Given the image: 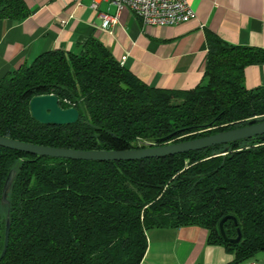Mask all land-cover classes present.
<instances>
[{"label":"trees","instance_id":"trees-1","mask_svg":"<svg viewBox=\"0 0 264 264\" xmlns=\"http://www.w3.org/2000/svg\"><path fill=\"white\" fill-rule=\"evenodd\" d=\"M31 15L25 0H0V23ZM202 82L150 86L90 38L79 53L50 50L0 80V136L73 150L126 151L180 143L264 119V85L245 69L264 49L206 33ZM56 95L74 124L38 122L31 100ZM228 149V150H227ZM16 176L9 205L2 193ZM224 223L225 241L220 223ZM0 264H141L154 228L199 226L241 264L264 252V140L260 136L162 158L84 161L0 147Z\"/></svg>","mask_w":264,"mask_h":264},{"label":"crops","instance_id":"crops-1","mask_svg":"<svg viewBox=\"0 0 264 264\" xmlns=\"http://www.w3.org/2000/svg\"><path fill=\"white\" fill-rule=\"evenodd\" d=\"M31 15L0 23V80L50 50L79 53L98 39L146 84L188 90L204 77L206 33L229 44L264 49V0H189L196 19L176 26H147L130 10L118 13L110 0H25ZM101 14L117 18L104 27ZM245 85H264V64L245 69ZM141 264H232L234 255L208 243L199 226L154 228ZM241 264H264V252Z\"/></svg>","mask_w":264,"mask_h":264},{"label":"water","instance_id":"water-1","mask_svg":"<svg viewBox=\"0 0 264 264\" xmlns=\"http://www.w3.org/2000/svg\"><path fill=\"white\" fill-rule=\"evenodd\" d=\"M31 113L38 122L48 125H69L74 124L79 119V111L76 108L64 109L59 104V98L56 95H40L34 97L30 102ZM260 136L264 140V119H254L247 125L188 140L180 143L169 144L165 146H156L143 149H133L126 151H106V150H73L47 147L26 143L6 137L0 136V147L24 152L40 157L63 158L84 161H133L150 158H162L178 154H184L190 151L206 149L217 145H227L236 141L251 139ZM228 150V149H227ZM16 176V171L12 170L9 174L2 193V205H9V194L12 184ZM232 217H225L220 223V231L225 241L239 242L241 240V232L239 230L236 239H229L224 231V223ZM11 222L7 219L5 230V248L0 257V261L4 258L10 238Z\"/></svg>","mask_w":264,"mask_h":264},{"label":"built area","instance_id":"built-area-1","mask_svg":"<svg viewBox=\"0 0 264 264\" xmlns=\"http://www.w3.org/2000/svg\"><path fill=\"white\" fill-rule=\"evenodd\" d=\"M118 13L125 9L134 13L147 26H176L196 19V12L189 0H110ZM93 9H98L94 0ZM104 27L116 24L117 18L101 14Z\"/></svg>","mask_w":264,"mask_h":264}]
</instances>
